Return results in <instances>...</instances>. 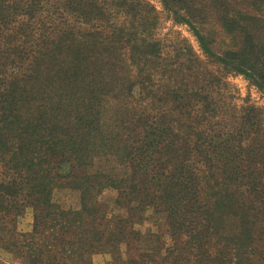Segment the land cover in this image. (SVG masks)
Segmentation results:
<instances>
[{
  "label": "trees",
  "instance_id": "16d2710c",
  "mask_svg": "<svg viewBox=\"0 0 264 264\" xmlns=\"http://www.w3.org/2000/svg\"><path fill=\"white\" fill-rule=\"evenodd\" d=\"M160 1L206 55L264 93L263 17L237 12L243 21L226 28L239 39L217 54L188 0ZM154 9L145 0H0V246L23 263L92 264L107 252L106 264H257L264 254L263 112L227 122L188 44L197 72L178 64V80L154 87L153 73L137 68L163 59L145 52L159 44L147 35ZM148 97L153 104L133 110ZM108 153L130 167L128 180L88 172ZM108 187L124 212L99 199ZM58 188L77 190L79 207L57 204ZM27 207L32 229L21 233ZM148 210L165 213L170 243L162 233L124 258ZM228 217L235 233H225Z\"/></svg>",
  "mask_w": 264,
  "mask_h": 264
},
{
  "label": "rangeland",
  "instance_id": "374dc122",
  "mask_svg": "<svg viewBox=\"0 0 264 264\" xmlns=\"http://www.w3.org/2000/svg\"><path fill=\"white\" fill-rule=\"evenodd\" d=\"M154 6V11L150 10L148 15L152 19L149 25L147 35L156 39L159 44L156 45L152 53L147 52V57L158 58L157 62L148 64H139L137 68L143 67L146 71L153 73V84L157 88L158 82L167 78L173 82L178 80L175 67L182 65V73L188 75L197 72L198 68L191 61V55L187 54L185 45H190L198 55L201 61V69L206 76L214 78V96L216 100L224 105L225 111L222 116L227 118L229 123L239 121L242 115L248 111H255V107H260L264 116V93L252 84L244 75L229 71L223 65L217 64L214 59L206 55L199 45V41L193 30L184 22H178L173 19L172 15L164 8L160 0H145ZM193 5L195 16L191 18L196 26L203 29V33L212 43L214 51L219 54L222 50L231 49L235 46L236 31L227 29L226 24H237L243 21L246 14L264 18V0H188ZM237 12L243 14L241 17L236 16ZM239 15V14H238ZM235 20V23L227 20ZM227 22V23H226ZM264 38V36H262ZM127 54L130 50H126ZM162 63L165 70L157 72L154 68ZM135 68V67H133ZM152 85L150 88H154ZM136 90V88H135ZM154 98L148 97L144 101L135 100L134 109L147 103H154ZM89 173H105L115 176L119 179L128 180L131 174L130 167L122 163L114 154L108 153L96 157L88 167ZM118 195V190L108 187L99 195V199L109 205L110 209L115 212H124L115 207L114 201ZM54 201L65 209H77L80 205V196L77 190L71 188H58L53 195ZM33 209L27 207L24 213L18 217L17 230L21 233H27L32 229ZM134 228L139 231V240L129 252H123L124 258L136 256L141 251L149 250L156 244V238L164 234L166 244L170 243V238L165 232V213L152 212L148 210L142 221L136 222ZM238 230V221L234 217H228L226 222L225 233L232 234ZM125 244L122 249L125 250ZM264 254L258 253L255 262L264 264L262 257ZM92 264H106L111 255L107 252H96L91 256ZM259 260V262H257ZM33 262V261H32ZM32 262H22L12 252L0 246V264H33Z\"/></svg>",
  "mask_w": 264,
  "mask_h": 264
}]
</instances>
